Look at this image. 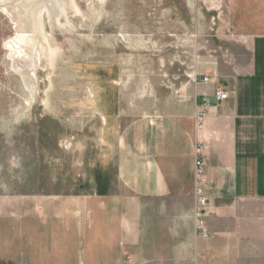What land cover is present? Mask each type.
<instances>
[{"label": "crops", "instance_id": "0c3cea01", "mask_svg": "<svg viewBox=\"0 0 264 264\" xmlns=\"http://www.w3.org/2000/svg\"><path fill=\"white\" fill-rule=\"evenodd\" d=\"M225 22L229 33L213 54L196 52L176 95L120 109L111 180L0 200V264H264V0H231Z\"/></svg>", "mask_w": 264, "mask_h": 264}, {"label": "rangeland", "instance_id": "374dc122", "mask_svg": "<svg viewBox=\"0 0 264 264\" xmlns=\"http://www.w3.org/2000/svg\"><path fill=\"white\" fill-rule=\"evenodd\" d=\"M71 1L58 18L41 15L32 90L7 47L16 25L0 12V200L89 193L99 173L111 180L120 109L176 95L196 52L213 54L230 31L231 0Z\"/></svg>", "mask_w": 264, "mask_h": 264}, {"label": "bare ground", "instance_id": "6f19581e", "mask_svg": "<svg viewBox=\"0 0 264 264\" xmlns=\"http://www.w3.org/2000/svg\"><path fill=\"white\" fill-rule=\"evenodd\" d=\"M71 2V0H0V12L10 17L18 31L17 38L7 44L13 69L21 76L28 89L32 90L35 87L39 45L34 35L43 30L41 15L44 11L48 13L52 11L58 18L68 7L71 8ZM27 9L29 13L26 18Z\"/></svg>", "mask_w": 264, "mask_h": 264}, {"label": "built area", "instance_id": "2783aa9c", "mask_svg": "<svg viewBox=\"0 0 264 264\" xmlns=\"http://www.w3.org/2000/svg\"><path fill=\"white\" fill-rule=\"evenodd\" d=\"M197 79H198V77L196 78V81H197ZM201 82L202 83H209L210 82V78L207 75H204L202 77ZM216 98H217L218 101L222 102V101H224V100H226L228 98V95L226 93L221 92V91H217L216 92ZM202 106L203 107H208L209 106V102L204 99V103H203ZM204 115H205L204 113H201L198 116V119H197L198 128H202L203 127ZM197 155H198V158L201 157V147L197 150ZM203 165H204L203 160L202 159H198V161L196 162V167H197V171H198L199 174H200V170H201ZM199 201H200L201 209L198 210L197 213H196V220L198 221L197 229H198V231H200L201 235H203L204 237H207L208 233L204 229V221H203V219L207 215V211L205 210L206 206H207V200L201 195Z\"/></svg>", "mask_w": 264, "mask_h": 264}]
</instances>
